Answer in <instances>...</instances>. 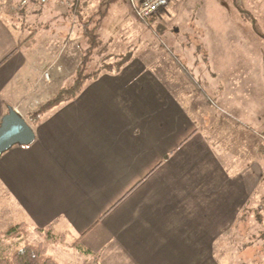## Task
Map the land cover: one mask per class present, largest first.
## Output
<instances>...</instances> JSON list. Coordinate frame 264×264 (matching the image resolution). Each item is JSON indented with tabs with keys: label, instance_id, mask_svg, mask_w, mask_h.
Returning a JSON list of instances; mask_svg holds the SVG:
<instances>
[{
	"label": "crops",
	"instance_id": "obj_1",
	"mask_svg": "<svg viewBox=\"0 0 264 264\" xmlns=\"http://www.w3.org/2000/svg\"><path fill=\"white\" fill-rule=\"evenodd\" d=\"M21 1L0 0V121L10 105L29 123V112L72 83L78 62L54 35L39 41L42 25L56 27V5L27 0L20 8ZM174 2L148 28L128 22L126 37L101 44L98 67L127 56L125 62L102 69L29 123L33 141L0 156V216L26 223L29 235L39 234L35 227L49 230L44 245L61 264H264V215L257 210L264 196L247 209L261 189L235 176L247 155L241 128L232 135L234 122H242L201 109L235 70L229 24H166ZM153 25L163 38H139ZM209 46H220L219 53ZM253 133L264 136V129ZM253 142L252 162H264V141ZM52 239L69 244L51 248ZM77 241L90 253H80ZM230 244L245 249L247 263Z\"/></svg>",
	"mask_w": 264,
	"mask_h": 264
},
{
	"label": "rangeland",
	"instance_id": "obj_2",
	"mask_svg": "<svg viewBox=\"0 0 264 264\" xmlns=\"http://www.w3.org/2000/svg\"><path fill=\"white\" fill-rule=\"evenodd\" d=\"M66 1L70 2L71 0H51L52 4L56 5L58 11L56 27L54 26L55 24L52 25V29L42 25L39 28V41L42 44L47 35L48 37L49 34L54 35L59 41V48H63V51L67 48L68 51H71L75 55V59L79 63L81 51L86 47L85 38L81 32V22L82 20H88L96 12L100 7L101 0H74L77 1L74 4H69ZM192 1H194V6L191 4ZM218 1L221 6H215L213 4L207 5L205 0H176L174 2V5L176 4L174 15L172 19L167 20L166 24L170 21L183 24V27L189 24H198L204 25L205 27L217 25V28L223 24H229V38L232 40V44L229 45V55L233 57L231 65H234L235 70L234 73H231L233 75L229 74V85H225L218 94L211 95L213 99L210 108L207 107L205 100L202 99L201 109L205 116L207 114L213 117L216 114L219 120L235 117L239 118L242 122H234L232 135L235 136L237 130L241 128L244 133L243 147L244 151H247V155L244 152V155L238 159V162L243 164L244 167H240L239 174L235 176L240 179L247 178L249 181L253 180L259 189H261V192L254 196L250 205L247 207L248 209L252 208L253 204L259 202L260 198L264 196V177L261 174L264 162L261 157L257 158V164L252 162L257 157L253 141L255 137H259L260 139L261 135H255L253 130L264 129V38H261L264 37V0H236L237 6H235L233 0ZM14 2L15 0H8V4ZM21 2L19 4L20 8L24 5ZM136 3H138L137 0ZM109 7L111 8L102 16L96 28V33L99 39L102 40L101 44L126 37L128 31H131L127 27L128 22L132 27L133 25H139L148 28L147 23L150 20L141 21L136 16L133 4L129 0H117L111 3ZM122 21L123 23H121ZM186 27L188 29V26ZM254 31L261 37L257 36ZM162 33V27L156 28V25H153L152 29H149L143 35L140 34L139 38L153 37L154 39L160 40L163 38ZM201 33L203 34L204 31L201 30ZM209 35L207 32L206 36ZM74 48H76L78 54H76ZM219 48L220 46H209L211 53L213 50L214 53H219ZM98 51L95 52L92 60L89 62L88 70H93L100 64V56L97 54ZM79 54L80 56L78 57ZM50 71L49 69V74ZM241 71L243 72L242 77L239 76ZM45 75L48 77V72H45ZM242 80H244V83H249L248 87L245 86L246 84L242 87L240 84ZM69 84H71L70 81H68ZM39 87H42V83H39ZM258 116L260 120H257ZM227 131L225 140L228 141L229 146V129ZM219 134H223V132ZM247 137H249L248 146ZM250 156L251 161L249 162L248 158L250 159ZM247 162L248 164L246 165ZM246 166L250 167L249 170L243 171ZM261 214L264 215L262 212ZM10 220L9 217L5 219L0 216V256L8 255L14 248L22 245L24 242L23 238L10 239L1 235V232L8 225L14 224L10 223ZM39 238L41 242H38L40 240ZM25 240L42 244L50 241L46 239V234H28ZM52 240L55 243L53 241V244L48 243L51 248L59 247L58 244H69V240L63 243L59 239ZM246 240L248 239H240L242 242ZM262 243H264V239H261L258 243L261 251H264ZM230 246L239 252L237 255L241 261L246 262L244 255L245 249L239 244H230ZM250 252H253L252 249ZM78 259L80 258L78 257ZM77 264H95V261L93 259L80 260Z\"/></svg>",
	"mask_w": 264,
	"mask_h": 264
},
{
	"label": "trees",
	"instance_id": "obj_3",
	"mask_svg": "<svg viewBox=\"0 0 264 264\" xmlns=\"http://www.w3.org/2000/svg\"><path fill=\"white\" fill-rule=\"evenodd\" d=\"M115 1L116 0H101L100 7L96 10V12L88 20H82V35L85 38L86 47L81 51L80 61L76 67L75 76L72 83L59 89L55 95L42 102L39 106H37L36 109L29 112L27 116L29 123H35L36 120L43 116L55 104L75 96L80 91L85 82L87 80L96 78L102 69H118L125 62L127 56L119 58L112 63L104 62L98 68L88 71V64L91 61L93 55L97 50L101 49V42L96 33V28L102 16L107 12L111 3ZM233 2L235 6H237L236 0H233ZM259 149L262 156H264L263 145H260ZM33 230L39 234H43L44 231L43 229L37 227H35ZM45 231L46 239L50 240L52 238L48 234L50 231ZM29 232L30 228L24 222L11 224L1 232V235L5 238H23L24 242L22 245L14 248L8 255L0 256V264H61L47 252L46 246L44 244L33 243L25 240ZM52 236L61 237L63 234H52ZM75 247L82 254L90 253V250L82 246L80 243H78V241L75 243Z\"/></svg>",
	"mask_w": 264,
	"mask_h": 264
},
{
	"label": "water",
	"instance_id": "obj_4",
	"mask_svg": "<svg viewBox=\"0 0 264 264\" xmlns=\"http://www.w3.org/2000/svg\"><path fill=\"white\" fill-rule=\"evenodd\" d=\"M35 135L32 127L12 106H7V112L0 121V156L13 145H27Z\"/></svg>",
	"mask_w": 264,
	"mask_h": 264
},
{
	"label": "built area",
	"instance_id": "obj_5",
	"mask_svg": "<svg viewBox=\"0 0 264 264\" xmlns=\"http://www.w3.org/2000/svg\"><path fill=\"white\" fill-rule=\"evenodd\" d=\"M26 0H23L21 4H24ZM138 5H136V0H129L133 4L136 16L141 21H148L156 14L161 12L169 3L170 0H137ZM69 4H74L77 1L71 0L70 2L66 1ZM47 77V75H45ZM260 138L264 141V136L260 135ZM257 210L264 214V199L257 206Z\"/></svg>",
	"mask_w": 264,
	"mask_h": 264
}]
</instances>
